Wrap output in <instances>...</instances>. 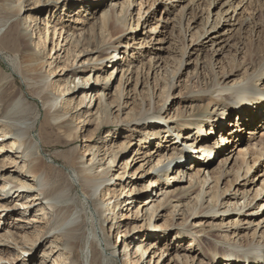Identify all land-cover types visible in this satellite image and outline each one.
<instances>
[{"label":"rangeland","instance_id":"374dc122","mask_svg":"<svg viewBox=\"0 0 264 264\" xmlns=\"http://www.w3.org/2000/svg\"><path fill=\"white\" fill-rule=\"evenodd\" d=\"M190 1L178 3V5L181 4L182 7L188 5ZM45 2L50 7L37 13L39 9L48 7L42 5ZM121 2V0H2L0 2V29H2L0 36H4L10 30L11 24L16 22L19 24V31L31 36L32 47L38 53V55L32 53L30 57H23L21 52L0 47V102L5 92L24 96L29 106L28 117L37 128L33 130L32 136L39 142L40 147V150L36 152L27 153L24 151L25 146L22 142H17L13 146L14 140L10 134L1 136L0 187L3 183L2 178L6 176L18 185L33 186L35 181L29 171L35 164L43 166L47 171L50 168L55 169L53 177L57 186L64 187L72 184V195L77 200V209L86 212L88 216L86 218L92 215L95 217L94 228L100 235V239L99 242L98 239L96 241L98 256L94 264H123L121 262L124 260L121 240L122 242L127 241L126 244L129 245L136 264L143 256L141 251L137 253V246L134 248L138 244L149 247L148 254L144 255L142 260L144 264L151 258L155 263L159 261V264H216L210 259L204 247L209 248V243L215 239L222 240L220 243H224L226 228L231 225V221L235 220L236 215L229 218H217L204 215L202 212L217 206L216 201L210 199L217 195V192L222 197L225 196L223 201L220 199L218 202V204L222 202L223 206L232 205L237 201L233 196L236 192L239 198L241 193H245L252 199L257 189L260 188L259 179L261 178L260 173H263L262 167L258 168L259 162L255 164L248 175L250 181L246 186H243L246 181L242 179L238 182L241 183L240 186H233L235 183L233 173L222 179L219 184L216 182L211 184L207 188L210 197H206L199 211L201 215L197 218H188V214L185 215L183 209L190 214L193 212L194 207H197L196 194L176 202L175 193L167 179L172 169L163 172L161 166L169 165L173 161V155L179 152L186 153L187 158L190 157L191 152L192 155L199 154L201 147L198 143L190 147L188 145L192 142L186 145L191 138L196 139L199 136L196 125L188 129L191 126L189 122L194 121L197 125L204 122V130L207 133L210 130L209 125L216 123V126H220L224 124V121L227 122L229 113L226 114L227 116L221 115L229 109L228 100L218 99L212 103L209 101L214 91V76L216 72L221 71L222 67L234 68L235 62L243 68L240 74L245 75L246 70L250 68L246 65L251 60L264 56V52L259 55L254 54L255 48H259V42H263L264 45V0H257L254 6L249 7L250 9L248 8L243 13L245 17H252V25L240 31L236 24L242 20V15L229 11L228 15L224 14V18L232 17V20L223 21V25H220L219 28L222 29L220 32L224 35L218 39L219 46H212L211 42L206 40V45L201 52L191 51L192 55L184 59L182 58L184 45L192 46L196 38L203 33L209 13L212 16V22L216 19L217 13L222 12V9L223 12L226 10L221 8L222 3L216 7L210 6L209 0H204L199 5L193 4L191 14L180 25L182 18L180 7L171 9L173 14L168 16L165 1L134 0L136 9L132 12V16L123 23V27L108 24L110 30L103 29L101 24L104 13L113 8L120 12ZM170 2L174 5L173 0ZM140 3H143L142 8L139 7L143 15L141 20L137 15ZM7 8L17 12L22 9V12H18V15L13 16V19L7 22L8 19L4 18L3 12ZM30 16H33V19H30ZM174 16L177 22L172 23ZM37 18L38 22H34L33 20ZM150 20L160 34L148 32ZM46 21H51L54 26L52 29L54 42L49 43L48 41L43 47L41 38L45 32ZM146 21L148 24L145 25ZM36 23L40 31L32 34V28ZM224 24H234V26ZM184 39L186 41L183 43ZM87 40L90 46L103 49V54L112 53L114 47H119L120 50L116 54L119 58L123 57V60H120L113 70L111 68L115 62L110 63L109 59H99L104 57L99 53L91 56V60H89L90 57H79L78 51L85 48ZM53 46L54 50H52ZM221 46H224L223 49L215 53V50ZM199 54L200 58H198ZM85 59H87L85 64L88 67L84 68L82 66ZM198 59L204 62L202 67L198 64ZM214 64L218 66L217 70H214ZM36 68L35 71H29ZM127 69H129L128 72H126ZM73 70H77L76 83L80 87L71 91L75 85L71 82V77L74 78ZM30 75H36L40 79L41 77L49 79V84L44 91H41L42 84L40 86L35 83ZM83 77L88 79L86 85H82L81 78ZM173 80L174 87L170 91ZM105 84L108 86L104 90ZM257 84L258 91L264 92V77ZM97 90H100L99 93ZM122 90H124L126 102L123 110L117 105L119 91ZM169 93L171 98L165 106ZM253 93V90H248L240 95L247 98L237 100L256 101L248 98ZM104 95H106V108L102 107ZM99 97L102 100H99ZM203 99L205 101H201ZM201 104H203L201 114L193 115V109ZM161 115L165 118H160ZM215 116L214 120H210V117ZM235 117L236 115L233 116ZM44 121L54 128H50L49 125L45 130H40L39 127ZM118 121H123L124 124H116ZM62 123H65V126L61 128ZM175 125L179 127L176 128ZM181 128L184 130L182 137L178 139L176 134ZM215 129V126H212L210 137L218 140L219 152L223 154L227 152L229 146L223 143L225 136ZM6 130L0 126V134ZM165 130L169 133L174 132V137L169 133L164 135L162 132ZM260 131L261 128L255 129L256 134L253 137L247 133L243 135V146H253L257 143L260 139ZM157 132L162 133L161 137L156 135L153 140H147ZM67 133H71V138L66 136ZM175 137L177 140L172 141ZM175 142L178 143L174 144ZM238 144L240 143L237 142L236 145ZM192 148L197 151L191 150ZM115 155H117V160L113 164ZM127 159H130L128 163ZM189 159L183 160L182 166H186L187 170L190 169L188 174L194 177V181H197V174L200 173L199 176H201L204 167L193 162L192 157ZM222 159L221 157L213 160L208 170L204 171L205 174L210 173L213 178L211 181H217L221 175ZM158 160L162 162L154 171L156 175H150L151 172L153 173V171L150 172L151 167L157 166ZM233 165L234 160L227 163L224 169L235 172L237 167ZM251 165H253L252 162ZM109 166H114L110 169V178H118V180H113L112 186L103 189L102 193L99 192L96 200H90L87 190L74 180L75 175H82L81 171L85 168H88L92 174H97ZM151 180L158 182L159 186L144 190ZM178 186L187 188L189 183ZM139 190L146 192L140 199L137 198ZM127 191H131L136 199L132 205H128V201L121 203ZM149 196L152 199L155 197L158 199L155 207L147 206L140 209V212L137 211L138 207L146 203L145 200ZM17 201L20 200L14 197L7 203L0 202V205L12 207ZM114 202H118L120 206L116 208L115 213L113 211L111 213L110 205ZM159 205H161L160 209ZM98 206L104 209L102 216L97 213L96 207ZM129 206L131 208L136 206V208L126 212ZM260 206L262 208V205ZM3 207H0V264H55L56 261L59 262L60 252L56 253L59 248L55 247L60 245L62 240L52 237L53 223L48 224L45 217H40L41 220L44 218L45 224L32 223L35 213L38 212L37 214L42 216L43 212L40 208H36L39 210L37 212H27L25 215L23 211L14 213L13 217L7 220L11 209ZM122 212L126 217H122ZM113 217L114 224H110ZM260 218L242 217L240 219L242 220L240 226L243 228L241 235L249 236L255 233V224ZM91 222L88 220L87 226L80 232L81 245L77 248V252L81 259L82 250H90V245L86 244L85 239L93 229ZM248 222L253 223L252 229L251 226L246 229ZM24 225H27L32 237H22L21 226ZM38 225L46 228L47 241L41 240L31 255L23 254V248L28 246L27 250L30 251L33 244L39 243L42 234L37 237L35 227ZM152 225L158 226V230L152 229ZM128 227L130 234L121 239L122 232L128 230ZM139 238L146 241H137ZM213 248L214 245H211V249ZM219 249L220 253L222 250L220 245ZM115 251L117 256H113ZM149 253H151L150 258L145 260ZM43 254H50L47 261H44ZM34 257L35 260H33Z\"/></svg>","mask_w":264,"mask_h":264},{"label":"bare ground","instance_id":"6f19581e","mask_svg":"<svg viewBox=\"0 0 264 264\" xmlns=\"http://www.w3.org/2000/svg\"><path fill=\"white\" fill-rule=\"evenodd\" d=\"M2 0H0L1 2ZM122 2L119 4V7L121 6L120 12L116 11V8L111 9L110 11H106L103 15V21H102V28L105 30H110V27L108 24H114L116 26H124L123 23H125L129 17L132 16V12L136 9V4H134V0H121ZM147 1V0H146ZM157 1H165V10L166 13L169 12L168 16H171L173 13H171V9L175 7H180V13L182 12V18L179 22L180 25L183 24L184 19H187L188 16L191 14L193 4H200L204 0H191L188 5L182 6V3L187 2L188 0H173L170 4L171 0H155ZM183 1V2H181ZM257 0H209L210 6H218L222 3L221 8H224L226 10L222 9V12L217 13L216 19L212 20L211 22V13H209V18L207 19L205 25H204V31L199 35L196 40L192 43V46L184 45V50L182 53V58L190 57L191 51L193 52H201L203 47L206 45V40H209L208 42H211L212 46H219L218 39L220 37H223L224 33H221L222 30L220 25H223L222 22H227L228 20H232V17H229L227 19L224 18V14L228 15L229 11H232V13L238 15H242L241 21L236 24L239 26V30H244L246 27H249L253 24L252 17L243 15L244 12L249 7L254 6L256 4ZM192 2V3H191ZM178 3H181L178 5ZM191 3V4H190ZM169 4V6H168ZM42 5L48 6L43 9H39L37 13L43 12L45 9L49 8L50 6L48 4L43 3ZM138 8H142L143 3L139 4ZM171 5V6H170ZM23 8V6L21 7ZM137 9V15H139V20L143 18V15L141 13V10ZM250 9V8H249ZM252 10V8H251ZM4 12V18L8 19L7 22L11 21L13 19V16L18 15V12H22V9L17 11L12 10L11 8H7V10H3ZM253 12V11H252ZM177 16V15H176ZM176 16H174L172 23L177 20L175 19ZM156 17H154L155 19ZM30 19H33V16H30ZM32 21V20H29ZM34 22H38V18L33 20ZM160 21V20H158ZM252 22V23H251ZM6 24V23H5ZM148 24V21L145 22V25ZM224 25H230L234 26V24H224ZM53 24L51 21H46L45 23V32H43V36L41 38V42L43 43V47L45 44L51 43L53 41ZM149 33L151 34H160L159 31H157L156 28H154V23L150 20V23L148 25ZM35 31H40V28L38 27V23L34 25V28H32V34H34ZM2 32V29H0V34ZM214 35V37H211ZM211 37V38H210ZM210 38V39H209ZM186 41L184 39L183 43ZM54 42V41H53ZM109 42V41H108ZM110 43V42H109ZM113 43V42H112ZM112 45V44H109ZM85 48L78 51L79 57H90L89 60H91V56L94 54L99 53L100 55H104V57L99 59H109L110 63L115 64L112 66L111 69H115L116 64L121 60L122 58H119L117 56V52H119V47H114V53H105L103 54V49L101 50L98 47H92L90 46V42L87 40V43L84 45ZM0 47L6 50H12V51H18L21 52L23 57H30L33 54L38 55L34 47H32L31 42V36L28 35V33H24L22 31H19V24L14 22L11 24L10 30L7 31V33L4 36H0ZM83 47V46H82ZM81 47V48H82ZM128 46H126L127 48ZM224 46H221L219 49L215 50V53L220 52L223 49ZM54 50V46L52 48ZM45 52V51H44ZM264 52V45L263 42H259V48H255V55H259ZM57 53V52H56ZM56 53L54 55H56ZM77 56H75L76 58ZM82 58V59H83ZM198 58H200V54L198 55ZM82 59L80 61H82ZM87 59L83 62V66L85 68ZM79 61V62H80ZM89 61V65H90ZM186 64V62H185ZM198 64H200V67L204 65L203 61H200L198 59ZM184 66V63H183ZM246 66L250 67L246 70L245 75L240 74L243 68L240 67V64L238 62H235L233 64L234 68H224L222 67L221 71L216 72L217 74L215 77V85L213 86L214 91L212 92V96L209 98V101L216 102L219 100H228V111L223 115H226L229 113V117L227 122L224 121V124H221L220 126H216V123L209 125V132L204 130V122L199 123L197 125L196 122L192 121L189 122L188 129L196 125L197 134L199 136L196 139L191 138L190 141H187L186 145L189 142H192L191 145H188L189 147L193 144L198 143L201 147L199 149V154L192 155V152L190 153V157H192L193 162H197L198 166H203V174L198 175L197 181H194V177L190 174H188L186 166H182L183 160H190V157H186V153L179 152L177 155H173V161L169 163L167 166H161V171L164 172V170L172 169V173L167 175V179H169V185L173 188V193H175V199L176 202L182 201L184 198L190 195H194L197 207L195 206L193 209V212L187 213L185 209L183 211L188 214V218L194 217L197 218L198 215H201L199 212L202 209L203 202L205 201L206 197H210L209 192L207 191V188L210 187L211 184L216 182V184H219L222 179H225L228 176H231L232 173L235 177V183L234 185L240 186L241 183H238L241 179L243 181H246L243 186H246L247 183H249L250 180H248V175L252 172L254 166L256 163L259 162L258 168L262 167L263 173H260V188L257 189L255 196L251 199L248 197V194L245 195V193L240 194V198L237 196V192L233 195L235 197V203L232 205H224L223 203H219V200L225 198L222 197V195L217 192V195L214 197H210V199H213L216 201V207L210 209L204 213V215H212L213 217H232L235 216L233 221H231V225L227 226L226 228V236L223 238L225 241L224 243H220L222 240H214L210 242V247L207 246L204 247L205 251L209 253L210 259L215 262L216 264H264V211H262V208H264V92L258 91V84L257 82H260L262 77H264V56L261 58H257L255 60H251ZM88 67V66H86ZM214 70L218 68L214 64ZM36 69H30L29 71H35ZM129 69L126 70L128 72ZM217 70V69H216ZM77 70H73L71 77V82H73L74 89L80 87L78 83H76V76L78 75L76 73ZM132 74V72L130 73ZM219 74V75H218ZM244 76V77H243ZM240 77V80H239ZM243 77V78H242ZM30 78L35 80V83H38L39 85L42 84L41 91H44L46 86L49 84V79L46 77L38 78L36 75H30ZM112 78V74H111ZM110 78V79H111ZM82 79V85H86L85 83L88 82V79L86 77L81 78ZM175 80V79H174ZM174 80L170 85V91L174 87ZM108 84H105L104 90ZM85 87V86H84ZM209 87V86H208ZM69 90V89H67ZM253 90V95L248 96V98H253V100L256 101H238L239 99H245L246 96H240L242 93L247 91ZM100 90H97V93H99ZM240 93V94H239ZM215 94V95H214ZM106 95H104V103L102 104V107H107L105 101H106ZM171 98L170 93L168 94L166 100H165V106L169 102ZM238 99V100H237ZM99 100H102V98L99 97ZM236 100V101H235ZM205 101V99L201 100ZM126 102H125V94L124 90L119 91V100H118V107L124 109ZM0 126L3 128H6L7 130L4 132H1V136H7V134H10L13 141V146L17 144V142H22L24 144L25 149L24 151H27V153H30L31 151H37L40 150L39 148V142L34 139L32 136V132L35 128V123L30 120L28 117L29 113V106L27 104L26 99L23 95H12V93L5 92L2 96L1 102H0ZM165 108V107H164ZM162 109V111L164 110ZM203 108V104L197 105L195 109H193V115L195 114H201ZM48 114V113H47ZM192 115V116H193ZM233 118V116H235ZM182 116V115H181ZM227 116V115H226ZM160 118H165L164 116H160ZM215 117H210V120H214ZM218 119V117H217ZM215 119V120H217ZM231 122V123H230ZM233 123V124H232ZM235 123V124H234ZM116 124H124L123 121H118ZM51 126L50 128H54L51 124L44 121L39 129L45 130L47 126ZM257 127H256V126ZM65 123H62L60 127H64ZM176 128H178V125H175ZM212 126H215V131H220V133L225 136V140L223 143L226 144L228 149L227 152L220 154V149L218 146V140H214L213 137H210L212 134ZM170 127V125H169ZM174 128V127H173ZM261 128V134L259 136V141L253 146L247 145L246 147L243 146L244 138L243 135L246 133L250 136H254L255 129ZM187 129V130H188ZM184 129H180L176 136L178 139L182 137V132ZM186 130V131H187ZM259 132V133H260ZM162 133L164 135H167L169 131L165 130ZM161 132L155 133V135H151L147 138V140L151 141L153 140L154 136L161 137ZM174 132H170L174 137ZM192 133V131H190ZM189 133V134H190ZM258 133V132H257ZM66 136L71 138V133H67ZM220 136V135H219ZM177 137H175L174 140L176 141ZM5 138V137H4ZM189 138V137H187ZM195 140V141H194ZM142 141V139H141ZM247 141V140H246ZM238 143V145H236ZM178 142H175L174 144H177ZM248 142H246L247 144ZM239 148V149H238ZM238 149V150H237ZM193 151V148L191 149ZM209 150V151H204ZM25 153V152H24ZM25 153V154H27ZM34 154V152H32ZM26 156V155H25ZM236 156V157H235ZM115 159L113 161V164L116 163L117 155L114 156ZM112 157V158H114ZM217 157V158H216ZM222 163V171L221 175L217 179V181H211L213 178L210 176V173L207 172L205 174V170H208L211 163L215 159H220ZM235 157V159H234ZM181 160V161H180ZM234 160L233 167H237V169L234 171H227L224 169V166H226L227 163L230 161L232 162ZM130 161V159H127V163ZM161 160L157 161V166L151 167L150 175H153L156 173L154 171L157 170L159 167V164L161 163ZM251 162L253 165H251ZM261 166V167H260ZM114 166H109L107 169L102 170L101 172H98L97 174H92V172L85 168L81 171L82 175H75V181L79 183V186L81 185L82 188L87 190V193L89 195L90 200H96L98 198V193L103 192L106 187L112 186L113 180H118V178H110V172ZM201 171V170H200ZM55 172V169L50 168L48 171L45 170V168L39 164H35L29 171L31 177L33 178V181H35L34 185L31 187L25 186V185H18L16 184L11 178L9 177H3L2 178V184L0 187V202L4 204V202H8L10 199H14V197L19 199L20 201L15 202L12 207H3L0 205V207L11 209V211L8 214L7 220H9L11 217H13L12 214L18 213L23 211L24 215L27 212H37L36 208H40V210L43 212L42 216H39L37 213H35L34 218L32 220V223H40L45 224L44 218L45 217L48 220V224L53 223V236L56 237L57 240L60 238L62 241L60 242V245H57L55 248H59L56 253L58 254V257L60 258L59 262L56 261L55 264H94L96 261V258L98 256L97 251V244L96 241L100 239V235L96 232L94 228V222L95 217L92 215V217L86 218V212L79 211L77 209L78 203L74 195H72V189L73 186L67 185L64 187L57 186V183H55L53 174ZM79 173V172H78ZM149 173V172H148ZM209 173V174H208ZM173 175V177H171ZM189 177V179H188ZM203 177V179L201 178ZM202 179V180H201ZM174 181V182H173ZM186 181V182H185ZM242 181V182H243ZM183 183H189V186L187 188H181ZM215 184V185H216ZM206 185H208L206 187ZM156 186H159L158 182H155L153 180L150 181L148 186H145L144 190H148L150 188H154ZM178 186V187H177ZM142 190H139V196L137 198L140 199L146 192ZM197 191V192H196ZM131 191H127L124 195V201L121 203H126L128 201V205H132L135 203V197L133 194H131ZM226 195V193L224 194ZM136 196V195H135ZM231 196V195H230ZM157 197V195H156ZM150 198V196L145 200L146 203L142 206L137 208V211L140 212V209H143L147 206L155 207V203L158 199ZM160 197V196H159ZM158 197V198H159ZM227 197V195H226ZM239 199H238V198ZM114 197H112L113 199ZM88 199V198H87ZM111 200V198L109 199ZM200 203V207H198V204ZM262 205V208H260ZM104 206V205H103ZM120 205L118 202H114V204L110 205V211L115 213L116 208ZM136 208V206H134ZM133 207V208H134ZM130 206L126 209V212H129L133 210ZM161 208V205H159V209ZM97 213L102 216L104 213V209L102 206L96 207ZM108 210V209H107ZM262 212V213H261ZM122 217H126V215H123V212L121 213ZM245 215V216H244ZM88 217V216H87ZM242 217L244 218H257L261 217L258 220V223L256 225L255 233L251 235H241L242 234V226H240V223L242 220H240ZM38 218V220H37ZM239 218V219H237ZM128 219V218H126ZM125 219V220H126ZM88 220L93 224V226L89 233L87 235L85 242L86 244L89 243L90 247L88 251L85 249L82 250V259L79 258L77 248L79 247L80 241V232L83 230L84 227L87 226ZM109 221V220H108ZM238 221V222H237ZM110 224H114V217L110 221ZM252 222L247 223V228L249 229L251 226L252 229ZM52 226V225H51ZM22 228V237L29 238L32 237V233L29 231L27 225L21 226ZM158 226L152 225V229L158 230ZM128 230H125L121 234V239L126 237L130 234L129 227ZM175 229V228H174ZM35 232H37V237L42 234L40 237L39 243L33 244L32 249L29 251L27 250L28 246L23 248L24 252L23 254H30L35 251V249L38 247V244L41 243V240L47 241V232L46 228L42 227V225H38L35 227ZM142 229H140L141 231ZM259 230V232H258ZM262 231V232H261ZM222 232V231H221ZM223 233V232H222ZM25 234V235H23ZM139 234V233H138ZM144 236V235H143ZM141 236V237H143ZM55 238V239H56ZM81 240V239H80ZM128 240V239H127ZM146 241L142 238H139L137 241ZM58 242V241H57ZM127 241H120V243H123V255L124 260L121 261L123 264H136L134 263V255L130 251V247L128 244H126ZM153 243V242H152ZM88 245V246H89ZM211 245H214V248L211 249ZM222 249L221 252L219 249ZM138 247L137 253L140 251L143 253V256L139 259V262L143 260L144 255L148 254L149 247H144L143 245H135L134 248ZM120 250V249H119ZM21 254V253H20ZM119 251V255H120ZM150 254L147 256L145 260H148L150 258ZM50 256V254H43L44 261H47V258ZM67 256V257H66ZM72 256V257H71ZM113 256H117V252H113ZM30 258V256H27ZM63 257V259H61ZM19 259H22L19 257ZM35 260V257L33 258ZM122 260V259H121ZM29 261V260H28ZM137 262V264H139ZM140 264H144V261H142ZM146 264H159V261L157 263L153 262V258L149 259V261L146 262Z\"/></svg>","mask_w":264,"mask_h":264}]
</instances>
